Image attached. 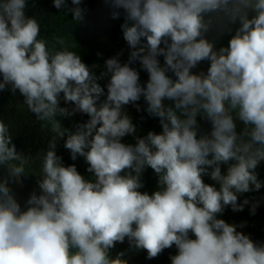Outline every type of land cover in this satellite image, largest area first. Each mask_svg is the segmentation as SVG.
<instances>
[{
    "label": "clouds",
    "instance_id": "1",
    "mask_svg": "<svg viewBox=\"0 0 264 264\" xmlns=\"http://www.w3.org/2000/svg\"><path fill=\"white\" fill-rule=\"evenodd\" d=\"M64 2L53 0L57 9ZM71 2L73 19L83 20L81 0ZM105 2L113 19L124 10L130 61L139 58L149 80L142 86L129 63L109 58L107 98L98 104L104 89L77 52L49 49L37 20L25 15L26 0H0V91H18L53 134L33 158L17 152L9 125L0 120V166L9 176L18 181L27 165L40 161V194L31 195L26 210L8 180L0 181V264H128L124 252L109 254L126 238L148 259L175 246L171 264H264V243L217 218L227 206L242 211L249 201L238 203V194L262 187L255 170L264 161V0ZM212 14L240 22L218 51L204 38ZM205 60L207 73H194ZM61 94L74 104L71 111L60 106ZM141 97L162 133L123 143L136 132L123 109L133 104L139 110ZM166 99L174 107H166ZM76 112L88 121L75 132L62 127L58 117ZM198 115L210 121V135L198 136ZM65 136L71 159L84 157L93 181L56 154ZM221 164L229 165L226 173ZM146 168L158 177L151 195L138 191ZM204 175L219 188L206 184Z\"/></svg>",
    "mask_w": 264,
    "mask_h": 264
},
{
    "label": "trees",
    "instance_id": "2",
    "mask_svg": "<svg viewBox=\"0 0 264 264\" xmlns=\"http://www.w3.org/2000/svg\"><path fill=\"white\" fill-rule=\"evenodd\" d=\"M76 7L71 0H65L61 8L54 6L53 0H26L25 15L28 18H35L40 25V38L46 40L51 51L71 50L76 51L92 73L98 78L97 82L104 89L100 96L98 104L106 101L107 84L110 75H104L106 72L105 62L109 58L116 57L119 61L129 63V66L139 73V82L146 86L149 80L148 72L143 68L139 58L130 61L132 48L123 38L121 25L125 22L126 14L123 9H118L120 15L118 18H112L113 8L105 0H81V7L84 10L83 20L75 21L73 13L70 11ZM251 16V14H250ZM209 17H205L207 20ZM131 23V22H129ZM240 27L237 20L231 23L227 18L220 14H212V24L209 30L204 33V38L214 44V50L221 47H227L231 37ZM146 43V40H142ZM163 47V45H161ZM157 59L161 67L165 66L163 55H158ZM210 66V61L200 62L192 71L194 73L204 72ZM173 80L176 79L171 70L166 72ZM2 80V77H0ZM23 97L17 91L13 94L7 87L0 91V120L9 125L12 134V144L16 146L18 153L30 155L35 158L37 154H43L52 137L49 128L42 127V122L35 118L27 106L23 103ZM136 105L129 104L124 107L123 112L128 115L133 124L136 126L134 135H126L122 142L126 144H135L137 137H144L149 131L156 134L162 133V126L158 117L150 116L147 111V103L143 97L136 102ZM166 107H174V101L164 100ZM61 107H67L70 111L74 108L71 102L65 103L63 95L60 100ZM62 127L75 132L78 125L86 123L89 117L86 114L76 112L65 117H58ZM198 136L210 135L211 123L205 117L198 115ZM237 130H240L238 124ZM66 136L57 143L56 154L62 158L65 166L75 165L77 171L89 181H93L92 173L87 171L89 165L84 157L77 156L76 160L71 159L70 150L64 147ZM231 163V162H230ZM229 165L221 164L222 173H226ZM211 170V169H210ZM258 180L262 187L259 190H253L248 193L238 194V203H243L245 199L249 204L244 205L242 211L234 212L231 206H227L222 214L217 218L225 220L231 225L237 227V231L248 235L257 244L264 243V161H261L256 168ZM40 175V161L35 160L26 166V172L21 174L19 180L9 176L7 168L0 166V181L8 180L12 195L21 210L28 207L27 201L32 194L39 195L38 186ZM203 180L206 184L219 185L213 181L209 175H204ZM142 187L138 191L151 195L158 190V177L151 168H146L140 176ZM256 204L255 213H252V206ZM191 235V234H190ZM191 238H195L192 236ZM124 252V259L128 264H171V257L177 254L175 246L165 249L158 257L153 259L147 258L145 250H136L129 245L127 238L123 243H117L114 248L110 249V256L115 258L117 254Z\"/></svg>",
    "mask_w": 264,
    "mask_h": 264
}]
</instances>
